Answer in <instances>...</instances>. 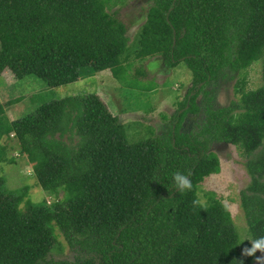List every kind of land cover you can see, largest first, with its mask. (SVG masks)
I'll return each instance as SVG.
<instances>
[{
    "label": "trees",
    "instance_id": "1",
    "mask_svg": "<svg viewBox=\"0 0 264 264\" xmlns=\"http://www.w3.org/2000/svg\"><path fill=\"white\" fill-rule=\"evenodd\" d=\"M107 0H0V76L43 79L51 88L78 81L82 69L124 76L128 26ZM138 59L161 56L187 65L193 84L166 138L130 143L120 118L97 93L69 96L3 121L34 165L50 205L33 203L28 186L10 190L0 177V264H255L231 214L205 179L221 172L216 144L239 147L249 185L241 205L250 236L264 237V0H151L136 38ZM262 62V85L248 92L247 74ZM143 71V70H141ZM228 72L243 75L241 99L226 107L198 99ZM144 75L145 73H140ZM189 115L203 123L183 132ZM191 187L178 191L175 173ZM55 226V227H54ZM57 228L75 261H56Z\"/></svg>",
    "mask_w": 264,
    "mask_h": 264
},
{
    "label": "rangeland",
    "instance_id": "2",
    "mask_svg": "<svg viewBox=\"0 0 264 264\" xmlns=\"http://www.w3.org/2000/svg\"><path fill=\"white\" fill-rule=\"evenodd\" d=\"M113 3V0H107ZM151 0H115L118 4L108 8L112 15L125 22L129 27L131 39L130 50L122 59L128 66L127 72L115 78L112 71L95 73L92 69H82L81 78L71 84L51 88L43 79L26 77L16 80L12 73L0 76V105L5 108L3 121L10 123L36 110L43 104L60 100L69 96L100 94L109 104L112 111L124 125L130 143L141 142L149 138L161 136L166 138L172 128V117L179 109L193 84L191 71L184 63L176 67L167 66L161 56L138 59L136 38L140 33L142 22L138 18L146 16L144 9ZM141 15V16H140ZM145 19V18H142ZM143 70V71H141ZM140 73H145L144 75ZM225 80L208 85L198 99L203 106L208 100L216 107H226L233 101L241 99L242 92L237 84L243 75L228 72ZM263 83L262 62L258 61L247 74V86L242 91L258 89ZM203 123L202 116L189 115L183 132L189 133ZM3 159L0 162V177L4 178L10 190L28 186L29 198L33 203L47 201L52 205L65 197L49 195L42 189L34 172V165L28 157L21 153V147L13 134H7L2 140ZM213 152L221 161V172L205 179L199 188V198L207 205L211 197L219 199L231 214L242 243L250 236L245 213L241 205V191L250 183L246 163L248 161L239 147L216 144ZM55 227V226H54ZM57 244L51 254L56 261H75V253L70 249L61 232L54 229ZM246 247H241L244 252ZM256 258L264 257V253L256 252ZM257 264V259L256 263ZM264 264V261L259 262Z\"/></svg>",
    "mask_w": 264,
    "mask_h": 264
},
{
    "label": "clouds",
    "instance_id": "3",
    "mask_svg": "<svg viewBox=\"0 0 264 264\" xmlns=\"http://www.w3.org/2000/svg\"><path fill=\"white\" fill-rule=\"evenodd\" d=\"M173 179L175 187L178 191H183L191 187L189 179L182 173H175ZM247 241L251 243V247L244 249V255L251 257L254 256L258 251L264 253V237L253 238L249 236ZM261 261H264V257L257 258V264H259Z\"/></svg>",
    "mask_w": 264,
    "mask_h": 264
},
{
    "label": "crops",
    "instance_id": "4",
    "mask_svg": "<svg viewBox=\"0 0 264 264\" xmlns=\"http://www.w3.org/2000/svg\"><path fill=\"white\" fill-rule=\"evenodd\" d=\"M144 9L146 10V11H148L149 10V4L148 5H146L145 7H144ZM148 14V13H147ZM141 16V15H140ZM142 18H145V19H142ZM139 20H140V22H142V21H144L143 23H142V26L145 24V22H146V20H147V15L144 17V16H142L141 18H138ZM125 23V22H124ZM127 25V24H126ZM128 26V25H127ZM142 26H141V28H142ZM128 29H129V27H128ZM130 30V29H129Z\"/></svg>",
    "mask_w": 264,
    "mask_h": 264
}]
</instances>
